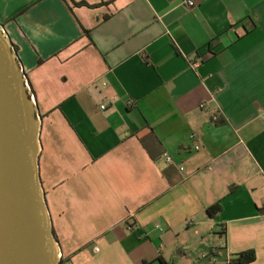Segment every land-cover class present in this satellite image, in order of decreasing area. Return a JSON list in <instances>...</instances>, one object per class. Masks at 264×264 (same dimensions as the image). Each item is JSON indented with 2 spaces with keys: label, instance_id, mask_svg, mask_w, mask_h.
<instances>
[{
  "label": "crops",
  "instance_id": "1",
  "mask_svg": "<svg viewBox=\"0 0 264 264\" xmlns=\"http://www.w3.org/2000/svg\"><path fill=\"white\" fill-rule=\"evenodd\" d=\"M195 1L0 0L71 264H264V0Z\"/></svg>",
  "mask_w": 264,
  "mask_h": 264
},
{
  "label": "water",
  "instance_id": "2",
  "mask_svg": "<svg viewBox=\"0 0 264 264\" xmlns=\"http://www.w3.org/2000/svg\"><path fill=\"white\" fill-rule=\"evenodd\" d=\"M0 20V264H61L40 175L42 118Z\"/></svg>",
  "mask_w": 264,
  "mask_h": 264
},
{
  "label": "trees",
  "instance_id": "3",
  "mask_svg": "<svg viewBox=\"0 0 264 264\" xmlns=\"http://www.w3.org/2000/svg\"><path fill=\"white\" fill-rule=\"evenodd\" d=\"M221 210V205L219 203H215L208 207V212L212 215H215ZM256 254L254 250H248L246 252L240 253L239 257L232 260V264H249L253 260H255ZM160 264H174L168 263L159 259Z\"/></svg>",
  "mask_w": 264,
  "mask_h": 264
},
{
  "label": "built area",
  "instance_id": "4",
  "mask_svg": "<svg viewBox=\"0 0 264 264\" xmlns=\"http://www.w3.org/2000/svg\"><path fill=\"white\" fill-rule=\"evenodd\" d=\"M184 4L185 5H187V6H189V7H192V6H194L195 4H196V1L195 0H184ZM28 82V81H27ZM28 84H29V82H28ZM34 97V96H33ZM135 105V103L134 102H131L130 103V106H134ZM205 104L204 103H202V107L204 106ZM105 107V105H102V108H104ZM167 160L169 161V162H172L173 161V159H172V157L171 156H167ZM132 227V226H131ZM156 227L157 228H159V229H162L161 227H160V225H156ZM96 249H98V248H96ZM60 257H61V264H71L67 259H66V257L64 256V254L62 253V252H60Z\"/></svg>",
  "mask_w": 264,
  "mask_h": 264
}]
</instances>
